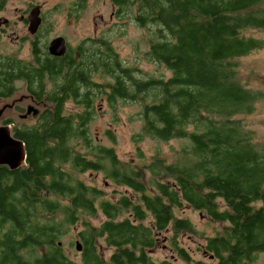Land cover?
Returning a JSON list of instances; mask_svg holds the SVG:
<instances>
[{
	"label": "trees",
	"instance_id": "1",
	"mask_svg": "<svg viewBox=\"0 0 264 264\" xmlns=\"http://www.w3.org/2000/svg\"><path fill=\"white\" fill-rule=\"evenodd\" d=\"M263 1L113 0L119 17L136 7L135 21L148 32L144 58L162 64L168 77L140 76L103 37L83 39L61 56L36 42L30 60L0 52V98L21 82L42 108L33 123L5 121L24 142L26 164L0 166V264H175L156 263L151 253L170 226L172 247L190 264L176 239L195 232L190 219L176 216L185 205L225 224L206 243L215 264H254L264 252V145L235 116L252 113L262 96L237 79V59L264 46L243 34L264 29ZM103 97L112 110L118 100L139 103L135 142L187 140L178 161L121 163L114 146L91 134L95 100ZM69 101L75 110L67 111ZM105 134L114 145L112 131ZM88 171L125 190L106 198L79 177ZM99 213L104 219L93 224ZM74 225L81 226L80 262L60 241ZM100 244L111 249L107 259Z\"/></svg>",
	"mask_w": 264,
	"mask_h": 264
},
{
	"label": "rangeland",
	"instance_id": "2",
	"mask_svg": "<svg viewBox=\"0 0 264 264\" xmlns=\"http://www.w3.org/2000/svg\"><path fill=\"white\" fill-rule=\"evenodd\" d=\"M76 1L78 0H7L0 10V17L9 18L10 23L0 27V52L17 55L26 60L31 59L33 36L28 30V25L20 21V15L30 6L40 4L44 22L38 36L42 44L59 35L65 37L71 47L76 46L83 39L103 37L110 41L112 48L125 65L139 69L140 76H170V72L162 64L148 62L144 58L148 48V32L135 21L136 7L128 8L127 13L119 17L116 14L118 7L113 0H85V8L81 10L78 17H74L71 14V8ZM262 4L264 5V1ZM243 34L264 42V29L250 28L244 30ZM237 71V79L247 88L260 92L262 96L255 103L252 113L235 117L251 131L253 142L262 146L264 145V46L238 58ZM96 79L100 80L98 76ZM104 79L106 78H101V81ZM4 105L7 108L0 117V126L9 125L11 129L13 123L35 122L36 117L32 113L26 114L29 106H34L38 110L42 109L40 104L29 97L21 82H17V89L11 97L0 98V108ZM95 105L97 109L90 125L91 134L97 142L114 146L123 164L140 167L148 164L156 156L163 157L168 162H176L179 159L180 150L188 144L185 139L163 141L148 137L135 142L133 137L140 132L142 126L138 116L140 105L137 102L129 99L118 100L116 109L112 110L103 97L97 98ZM66 109L67 111L75 110L76 106L69 101ZM7 119L12 120L13 123L5 124ZM108 130L115 135L114 145L109 135L105 134ZM139 149L142 156L139 154ZM79 177L87 184L102 189L106 198L116 199L120 195L118 191L125 190L122 187L116 188L112 183L105 181L101 173L88 171L80 174ZM256 205L260 206V203ZM176 216L190 219L195 227V232L183 230L176 237L177 243L188 252L191 258L190 264L210 263L209 256L205 255L207 240L218 232H223L225 224L213 221L204 212L194 210L188 205L177 209ZM103 219V215L99 213L90 220L98 225ZM80 229V225H74L60 239L65 252L77 262H80V252L76 249ZM172 234L171 226L159 233L153 253V260L156 263L168 259L185 264L181 258L177 259V251L171 244ZM99 250L106 259L111 253V249L103 244H100ZM254 264H264V252L258 254Z\"/></svg>",
	"mask_w": 264,
	"mask_h": 264
},
{
	"label": "water",
	"instance_id": "3",
	"mask_svg": "<svg viewBox=\"0 0 264 264\" xmlns=\"http://www.w3.org/2000/svg\"><path fill=\"white\" fill-rule=\"evenodd\" d=\"M40 5H35L28 14L29 26L28 30L31 34H34L41 24L40 16ZM8 22V19L4 16L0 17V27ZM48 51L51 55L61 56L67 51L66 39L59 35L48 42ZM7 108L6 105L0 108V117ZM33 113L35 116L38 113V109L34 106L27 108L26 114ZM25 116V115H24ZM26 164V151L24 142L16 138L13 133L11 126L2 125L0 126V166L6 165L11 170L20 168ZM76 249L81 251L82 246L80 242H76Z\"/></svg>",
	"mask_w": 264,
	"mask_h": 264
},
{
	"label": "flooded vegetation",
	"instance_id": "4",
	"mask_svg": "<svg viewBox=\"0 0 264 264\" xmlns=\"http://www.w3.org/2000/svg\"><path fill=\"white\" fill-rule=\"evenodd\" d=\"M80 0H78V1H76L75 2V4H77L78 2H79ZM35 5H37V4H34L33 6H30L27 10H25L21 15H20V21H22V22H24V23H26L28 26H29V21H28V14H29V12H30V10L35 6ZM40 5V4H39ZM42 5H40V7H41ZM115 6H116V4H115ZM77 7V5H75V6H73V8H76ZM80 12H81V10L80 11H77V12H72L71 14L72 15H74V17H78L79 15H80ZM40 16H41V24H40V26H39V28L37 29V31L34 33V34H31L33 37H32V45H33V42H36L38 45H40V44H42L41 43V41H39V31H40V29L43 27V22H44V17H43V14H42V7L40 8ZM8 19V22L6 23V24H4L3 26H5V25H8L9 23H10V19L9 18H7ZM2 27V26H1ZM65 38V37H64ZM66 39V38H65ZM49 42V41H48ZM48 42L47 43H44V44H42L41 46L43 47V46H45V48L47 49V51H48ZM66 43H67V49L69 48V47H71L70 46V44L68 43V41L66 40ZM49 52V51H48ZM33 101H35L31 96H29ZM37 103V102H36ZM33 114V113H32ZM157 240H158V236L156 237V242H157ZM155 248V247H154ZM154 248L151 250V253L153 254L154 253ZM205 255H208L209 256V260H210V263H208V264H215L217 261H218V258L215 256V255H213L212 253H210V252H208V251H206V254ZM179 257H177V259H178ZM165 260H168V259H165ZM168 261H171V260H168ZM172 263H175V264H180V263H178L177 261H175V260H173V261H171ZM198 263H204V262H198Z\"/></svg>",
	"mask_w": 264,
	"mask_h": 264
}]
</instances>
